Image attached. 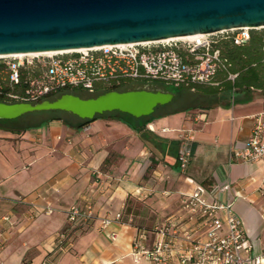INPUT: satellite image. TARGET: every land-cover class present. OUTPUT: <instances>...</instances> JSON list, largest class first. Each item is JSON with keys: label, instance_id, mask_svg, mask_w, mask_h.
<instances>
[{"label": "crops", "instance_id": "obj_1", "mask_svg": "<svg viewBox=\"0 0 264 264\" xmlns=\"http://www.w3.org/2000/svg\"><path fill=\"white\" fill-rule=\"evenodd\" d=\"M195 88L190 92L196 100L180 105L189 109L155 118L140 132L110 118L84 127L61 120L23 131L0 127V264H148L135 262L134 240L178 214L195 184L232 202L252 253L259 254L264 160L245 161L235 151L246 145L255 116L264 111V93L225 99L199 95ZM199 99L214 103L202 105ZM184 138L191 159L182 170L178 154ZM225 184L230 191L219 193ZM88 198L94 200V217L56 250V237L70 227L67 210ZM6 215L9 223L2 220ZM105 218L111 223L103 227Z\"/></svg>", "mask_w": 264, "mask_h": 264}, {"label": "built area", "instance_id": "obj_2", "mask_svg": "<svg viewBox=\"0 0 264 264\" xmlns=\"http://www.w3.org/2000/svg\"><path fill=\"white\" fill-rule=\"evenodd\" d=\"M251 30L241 27L196 34L190 39L106 44L69 53L0 55V97L9 103H34L65 89L95 94L131 81H159L192 89L213 84L217 72L227 66L219 42L232 39L235 44H243L249 40ZM229 77L233 79L235 75ZM235 155L249 162L264 160V111L255 116L246 145L236 149ZM190 159L191 150L184 138L178 154L182 170ZM230 189V184H225L217 191ZM94 208L91 198L84 205L75 203L69 207L70 227L56 237V250L64 249L73 229L94 217ZM121 217L117 214L116 219ZM2 220L9 223L10 216ZM110 223L108 218L102 220L103 227ZM110 237L115 240L116 234ZM132 254L135 262L148 264H264V244L259 254L252 253L232 202L212 196L201 184H195L182 198L178 214L157 223L150 231L139 232ZM49 261L42 264H52Z\"/></svg>", "mask_w": 264, "mask_h": 264}, {"label": "water", "instance_id": "obj_3", "mask_svg": "<svg viewBox=\"0 0 264 264\" xmlns=\"http://www.w3.org/2000/svg\"><path fill=\"white\" fill-rule=\"evenodd\" d=\"M264 27V0H0V55L75 50L106 44ZM175 97L157 89L64 93L40 102L0 101V119L64 111L80 119L120 111L149 116Z\"/></svg>", "mask_w": 264, "mask_h": 264}, {"label": "trees", "instance_id": "obj_4", "mask_svg": "<svg viewBox=\"0 0 264 264\" xmlns=\"http://www.w3.org/2000/svg\"><path fill=\"white\" fill-rule=\"evenodd\" d=\"M218 47L221 50L222 56L227 60V66L217 72L213 78V84H208L207 86H195L197 91L195 93L208 97L223 94L225 99L234 97L238 93L250 92L252 90H260L262 93H264V34H256L253 32V30H251L250 38L247 42L243 44H235L232 39H222L219 42ZM231 74L235 75L233 79L229 77ZM183 88L188 92L187 94H181V97H194L190 92L192 88ZM133 89H149L155 91V89L147 88L145 84L133 85L129 84L128 82L119 87L104 90L99 94L110 90L127 91ZM161 89L163 91H170L169 89L162 87ZM16 91H18V89ZM80 91L81 90L78 89H65L55 94H49L37 102L45 99L53 100L64 93H73L84 97L83 95L79 94ZM99 94H96V96ZM195 98H197L196 94ZM0 101L7 102L2 97H0ZM167 108V104L160 105L155 109L153 114L140 118H136L128 113H123L120 111L98 114L93 119H80L79 117L64 111H42L36 112V114L40 117L34 119L28 124L21 125L15 119H0V127L12 131H23L33 127H41L53 120H61L66 125L72 127H84L98 118H110L120 120L135 131L140 132L143 131L147 124L155 118L189 109L180 106H176L174 109L169 110ZM68 116L75 117L77 122L71 121L67 118Z\"/></svg>", "mask_w": 264, "mask_h": 264}, {"label": "rangeland", "instance_id": "obj_5", "mask_svg": "<svg viewBox=\"0 0 264 264\" xmlns=\"http://www.w3.org/2000/svg\"><path fill=\"white\" fill-rule=\"evenodd\" d=\"M252 30L256 34H264V27H258L256 29H252ZM129 84H133V85H143V84H145L147 86V88L148 87L149 88L162 87V88L169 89L171 92H173L175 94V97L167 105L173 106V107L180 106L182 104H185V103H188V102H193V101L196 100V98H194V97L186 96L184 98V100L182 102H180L179 101V100H181V96L180 95L181 94H187L188 91L186 89H184L183 87H176L174 85L166 84V83L159 82V81H148V82L147 81H131V82H129ZM99 93L100 92H97L95 94H89V93H86L84 91H80L79 92V94L83 95L84 97H93V96H96V94H99ZM198 103L202 104V105H206V104H210V103H214V102L208 101V100H205V99H199ZM39 117L40 116L37 115L36 112H34V113L25 114V115L15 119V120H17L22 125V124H28V123L32 122L34 119L39 118ZM75 120H77V119H75Z\"/></svg>", "mask_w": 264, "mask_h": 264}, {"label": "bare ground", "instance_id": "obj_6", "mask_svg": "<svg viewBox=\"0 0 264 264\" xmlns=\"http://www.w3.org/2000/svg\"><path fill=\"white\" fill-rule=\"evenodd\" d=\"M196 35H187V36H179V37H174V38H180V39H190V38H194ZM171 39V38H168ZM84 48H79V49H75V50H82ZM75 50H61V51H46L45 53H69V52H73ZM4 55H10V54H4ZM19 55V53L17 54Z\"/></svg>", "mask_w": 264, "mask_h": 264}, {"label": "flooded vegetation", "instance_id": "obj_7", "mask_svg": "<svg viewBox=\"0 0 264 264\" xmlns=\"http://www.w3.org/2000/svg\"><path fill=\"white\" fill-rule=\"evenodd\" d=\"M147 87V86H146ZM149 88V87H148ZM150 89H161V87H152V88H150Z\"/></svg>", "mask_w": 264, "mask_h": 264}]
</instances>
